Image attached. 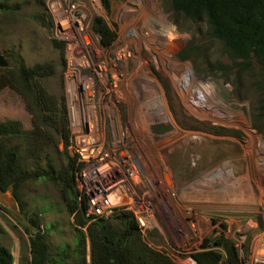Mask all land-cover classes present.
I'll return each instance as SVG.
<instances>
[{"label": "rangeland", "instance_id": "1", "mask_svg": "<svg viewBox=\"0 0 264 264\" xmlns=\"http://www.w3.org/2000/svg\"><path fill=\"white\" fill-rule=\"evenodd\" d=\"M69 7L84 17L83 31L100 52L92 45L86 48L75 80L90 78L95 97L90 115L101 150L113 151L104 162L117 164L112 172L121 170L112 178L122 179L130 191L147 224L145 241L177 264H198L192 255L203 250L204 240L224 234L235 242L244 264H264L260 65L254 62L240 74L238 67L214 69L218 62L232 65L223 44L211 37L205 19L186 18L173 10L171 0H110L109 9L102 0H0V52L12 67L46 61L57 66L44 85L65 97L72 132L69 152L62 138H55L51 151L58 167L65 165L67 155L80 159L68 90L69 42L59 27L67 19L59 8ZM96 17L104 18L116 34L110 47L93 31ZM10 120L32 129L25 99L14 89L0 88V123ZM84 124L81 130L88 134ZM133 168L136 175L131 176ZM19 194L23 212L16 202L0 207V241L14 264H31L30 217L40 218L52 251L75 245L74 218L54 183L27 181Z\"/></svg>", "mask_w": 264, "mask_h": 264}, {"label": "trees", "instance_id": "2", "mask_svg": "<svg viewBox=\"0 0 264 264\" xmlns=\"http://www.w3.org/2000/svg\"><path fill=\"white\" fill-rule=\"evenodd\" d=\"M102 1L109 9L110 0ZM171 5L190 20L205 19L211 37L223 44L233 66L218 62L214 69L238 67L240 74L256 62L264 74V0H171ZM92 28L105 47L114 43L116 34L104 18L96 17ZM55 44L64 50L61 42ZM56 72L53 61L0 68V88L14 89L25 99L33 124L27 130L19 121L0 123V188L12 190L22 211V185L27 181H51L74 218L76 229L73 247L64 244L52 251L40 218L30 217L26 231L30 235L31 264H177L166 252L145 241L132 212L108 219L91 220L87 216L88 200L77 180L84 164L67 155L65 165L58 167L52 157L57 135L66 152L72 145L66 99L44 85V80ZM202 249L192 255L198 264H244L239 248L224 234L204 240ZM0 264H14L13 254L1 241Z\"/></svg>", "mask_w": 264, "mask_h": 264}, {"label": "built area", "instance_id": "3", "mask_svg": "<svg viewBox=\"0 0 264 264\" xmlns=\"http://www.w3.org/2000/svg\"><path fill=\"white\" fill-rule=\"evenodd\" d=\"M89 136V130L88 134L83 132V130L81 132L79 131L76 135L74 148L80 156L79 162L84 165L87 163V167L84 168L83 166L77 172L78 184L81 181L83 182L82 185L86 186V192L84 194H86L88 200L87 216L91 220L98 218L108 219L121 212L135 211V218L139 227L141 231H144L147 228V224L144 218L137 214L131 201L130 191L122 183V179L117 178L115 180L112 178L116 176V172H121V170L116 169L112 172L117 164L112 161L104 162L112 152L103 153L101 150L103 144L99 140H90L88 138ZM94 164L99 165L94 166ZM101 173L106 174L107 178L99 180L97 176ZM133 175H136L134 168L131 172V176Z\"/></svg>", "mask_w": 264, "mask_h": 264}, {"label": "bare ground", "instance_id": "4", "mask_svg": "<svg viewBox=\"0 0 264 264\" xmlns=\"http://www.w3.org/2000/svg\"><path fill=\"white\" fill-rule=\"evenodd\" d=\"M60 15L66 16L67 19L61 20L59 27L63 32V36L69 42V56H70V70L68 73V90L72 99V109L76 116L75 124L77 130L81 132V127L83 122H85L88 130L90 131V140L98 141L99 134L96 132V122L92 119L91 113L95 109V97L92 89L90 88V78L81 79L79 83L75 80L79 77V66L84 64L81 58L86 54V48L90 45L94 47L97 54L100 55L98 48L95 47L93 38H91L88 33L83 31L82 20L83 16H76V11L73 7H69L66 11H61L59 8ZM92 67V66H91ZM100 71H102L101 66H98ZM100 75L103 76L102 73ZM78 84V85H77ZM82 91H79V89ZM113 154V151L112 153ZM122 154H125L122 152ZM264 163V161H262ZM97 178L99 180H104L107 175L104 173L98 174Z\"/></svg>", "mask_w": 264, "mask_h": 264}, {"label": "water", "instance_id": "5", "mask_svg": "<svg viewBox=\"0 0 264 264\" xmlns=\"http://www.w3.org/2000/svg\"><path fill=\"white\" fill-rule=\"evenodd\" d=\"M11 67L12 65L7 59L6 55L0 52V68H11ZM15 202L18 205L17 200L13 196L12 190L4 191L2 188H0V205L11 208L13 203Z\"/></svg>", "mask_w": 264, "mask_h": 264}, {"label": "crops", "instance_id": "6", "mask_svg": "<svg viewBox=\"0 0 264 264\" xmlns=\"http://www.w3.org/2000/svg\"><path fill=\"white\" fill-rule=\"evenodd\" d=\"M14 260H15V258H14Z\"/></svg>", "mask_w": 264, "mask_h": 264}]
</instances>
